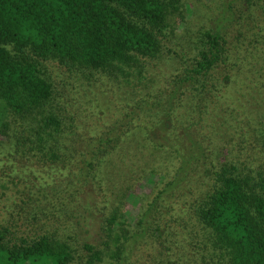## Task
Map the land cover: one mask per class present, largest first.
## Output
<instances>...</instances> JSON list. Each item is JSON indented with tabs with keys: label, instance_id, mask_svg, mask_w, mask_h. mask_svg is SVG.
<instances>
[{
	"label": "trees",
	"instance_id": "trees-1",
	"mask_svg": "<svg viewBox=\"0 0 264 264\" xmlns=\"http://www.w3.org/2000/svg\"><path fill=\"white\" fill-rule=\"evenodd\" d=\"M236 2L229 5V16L235 21L228 29L238 28L246 39L264 43V0ZM178 9L179 0H0V140L22 127L24 134L38 138V148L52 160L69 154L62 164V170L70 171L67 188L77 186L85 197L78 201L72 195L68 204L84 211L78 225L88 234L97 206L92 203L97 202L96 189L88 179L93 174L99 181L98 194L106 198L111 194V201H99L106 221L99 234L106 235V248L110 243L115 246L110 252L116 260H124L128 254L135 264H264V173L241 168L237 161L248 137L237 140L238 133H230L221 141L213 131L205 133L201 125L206 116L193 115L188 106L194 98L189 95L175 108V100L184 94L181 90L190 85H201L203 97L199 100L205 102L214 100L215 80L227 87L231 83L230 73L225 71L229 33L220 25L204 32L206 41L199 58L185 71V78L176 81V91L165 96L163 103L158 97V103H153L157 93L151 88L145 97L124 103L131 123L125 127L119 121L110 126L111 116L87 122L79 114L68 127L51 105L53 86L39 60L104 71L112 76L113 88L122 83L131 86L137 96L132 81L138 83L139 79L132 71L141 59L160 55L168 16ZM216 74L225 76L219 80ZM101 96L98 102L104 99ZM180 109L184 110L182 117ZM187 118V125L178 126L172 136L174 123ZM246 145L250 149L260 146L264 156V123L256 139ZM77 156L81 159L79 176L69 167ZM161 163H176V175L142 213L136 225L142 230L130 232L127 226L131 224L122 213L128 206L130 184L139 180L140 185ZM116 169H120L119 175L114 174ZM121 174L127 177L121 178ZM162 178L164 184L166 176ZM168 197L183 200V208L170 206L164 214L159 200ZM145 218H151V223ZM145 230L152 233L149 241L136 244ZM78 236L42 230L20 233L14 226H0V264H71L76 260L71 241ZM83 249L88 252L84 264L103 261L105 251L89 242Z\"/></svg>",
	"mask_w": 264,
	"mask_h": 264
},
{
	"label": "rangeland",
	"instance_id": "rangeland-1",
	"mask_svg": "<svg viewBox=\"0 0 264 264\" xmlns=\"http://www.w3.org/2000/svg\"><path fill=\"white\" fill-rule=\"evenodd\" d=\"M234 3H237L236 0H179L178 11H172L168 16V28L163 34L160 55L155 59L145 61L141 59L139 65L132 71L139 79L138 83L137 80L132 81L137 96L133 95L131 86L127 88L125 84L119 83L120 86L113 88L112 76L104 71L75 69L61 64L58 60H39L40 68L53 86L54 94L51 101L53 109L68 127L73 125L74 117L78 114L81 121L92 122L104 116H111L110 126L115 124V121H119L120 126L124 127L131 124L124 103L129 101L131 104L134 99L145 97L149 88L154 95L157 93L153 103L157 104L158 101L163 103L165 96L176 91V81L184 79L185 71L192 69L199 58V52L206 41L203 37L204 32H212L216 25H220L221 29L229 33L225 71L230 73L231 83H228L227 87L224 83L215 80L216 92L212 95L214 100L208 99L205 102L199 100L203 92L201 85H190L181 90L184 94L175 100V108L182 106L180 102L189 95L194 98L191 100L193 104L188 106L192 107L193 115L196 118L200 113L206 116L205 123L201 125L205 133L210 134L213 131L221 141L230 133H238L235 136L237 140H243L244 136L248 137L237 159L239 166L264 173V156L260 152V146L250 149L246 145L252 142V139H256V133L262 129L264 123V43L256 39H246L238 28L228 29L230 23L235 21L228 12L229 5ZM224 76L216 74L219 80ZM149 79L156 82L153 83ZM99 95L104 99L98 102ZM91 100L94 103H89ZM101 104L103 106L99 107ZM80 110L87 114H83ZM129 111H132L131 107ZM183 111V109L179 110L181 117ZM188 120L187 118L180 121L179 124L175 122L171 135H176L177 127L186 126ZM154 122L156 120L151 123ZM100 126L105 127L103 123ZM24 130L19 127L17 133L12 130L10 136L3 142L0 140V143H4V148L0 149V226H14L20 233L42 230L44 233L59 232L70 237L79 234L77 240L71 241L76 256L75 262L71 264L86 262L84 258L88 257V252L83 249V244L86 242L95 245L97 250L105 251L103 261L97 264L121 262L135 264L128 254L127 258L121 261L112 258L110 251H114L115 246L110 243V248H106L104 246L106 235L99 234L103 225H106L105 214L99 201H111L108 199L111 194H107V198L103 193L98 194L99 181L93 179L92 173L88 176L90 185H94V189L97 190L94 191L97 194V202H92L97 205L93 215L94 226L88 234L85 228H80L78 225L82 222L81 215L84 211L79 205L76 207L74 204H68L72 195L76 196L78 201H84L85 197V192L78 190L77 186L71 185V188H67V180L71 177L70 171L62 170V164L69 158V154L52 160L50 154L38 148L40 144L38 138L33 137L32 134L28 137L22 132ZM229 141L231 142V139ZM229 146L235 149L232 143ZM239 149L236 147V150ZM80 160L77 156L75 161L69 162V167L73 168L71 172L73 175L80 174ZM174 165L177 164L161 163L154 166V176L140 180V185H138L139 180L131 182V190L126 200L128 206L122 210L130 226H134V228L127 226L130 232L142 230L140 224L138 228L136 227L138 220L142 213L150 208L149 205L151 206L166 183L175 177ZM116 170L114 174L120 173V169ZM162 175L166 176L164 184L165 179ZM126 177L125 174H121V178ZM139 177L140 175L136 176ZM120 180V177L115 180L116 185ZM177 198L168 197L159 200L161 211L167 214L170 206L183 208L185 202ZM178 201L182 202L178 203ZM145 220L151 223V218ZM144 232V238L136 244L149 241L151 231Z\"/></svg>",
	"mask_w": 264,
	"mask_h": 264
}]
</instances>
